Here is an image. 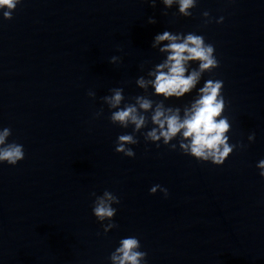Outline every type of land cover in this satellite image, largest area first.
<instances>
[{
    "label": "clouds",
    "instance_id": "1",
    "mask_svg": "<svg viewBox=\"0 0 264 264\" xmlns=\"http://www.w3.org/2000/svg\"><path fill=\"white\" fill-rule=\"evenodd\" d=\"M21 0H0V10H3L4 19L11 20L12 13L17 8ZM156 0H152V6L155 7ZM167 7H171L174 0H163ZM179 12L184 16H191L192 13L188 9L194 7V0H178ZM205 17L209 16L208 12H204ZM223 18H220L222 22ZM150 23H155V19L150 18ZM210 22V21H206ZM162 41L169 43L161 48L162 52H168L165 63L157 66L155 80L152 81L157 94L163 95L165 98L181 97L189 92L199 80L204 71H212L219 66V62L215 56V48L212 44L206 43L201 35L188 33L182 40L181 36L173 35L165 31L155 37V44ZM180 41V42H178ZM118 58L112 57L111 62H115ZM189 61H199V69L193 70L189 75H185L187 71L186 65ZM167 69V71H164ZM137 83L145 86L143 78ZM224 83L222 80L209 79L205 81L204 87L200 89V99H198L190 110L185 111L184 118L181 119L178 110L173 112L172 109L165 110L162 105H158L151 121L158 127L152 128L147 133V138L152 141H159L163 138L164 144H168L178 133H182L184 139L190 138V143L181 142L180 147L186 154L190 153L193 158L198 161L211 162L213 165L221 166L227 158L233 153L237 147L229 144V137L225 136L230 128L227 117H220L224 109V97L222 89ZM112 96H105L103 99L107 101L109 106L118 109L111 113L110 120L113 123H119L123 127H127L129 123L135 125V130H139L145 125V117L138 114L135 105H127L123 108L118 106L124 99L121 88L111 90ZM89 96H95L94 92H89ZM219 97V99H218ZM136 102L140 109L147 111L152 107V102L143 97H136ZM170 113V114H169ZM100 115V113H97ZM10 128L5 127L0 130V163H7L15 166L25 157L23 145L16 142L8 143L7 139L11 136ZM249 140H254V135L249 136ZM118 145L115 148L117 153H123L127 157H134L135 152L132 148H127V144H137L133 135L125 134L118 136ZM159 147V144H157ZM174 150L175 145H171ZM257 167L260 169L259 175L264 178V160H261ZM167 196L168 191L160 185H155L150 189V194L156 193V189ZM94 195V194H93ZM109 201L116 204L119 203L118 197L109 191L104 192L103 197H98L96 205L93 209L94 215L100 220L112 218L116 215V208H113ZM110 227H116L114 223ZM140 240L135 236H129L120 240V247L116 249V253L111 256L114 264H141L145 260L147 253L140 251Z\"/></svg>",
    "mask_w": 264,
    "mask_h": 264
}]
</instances>
